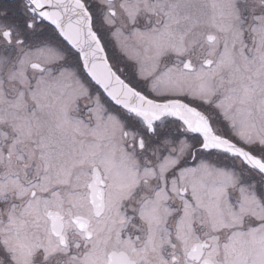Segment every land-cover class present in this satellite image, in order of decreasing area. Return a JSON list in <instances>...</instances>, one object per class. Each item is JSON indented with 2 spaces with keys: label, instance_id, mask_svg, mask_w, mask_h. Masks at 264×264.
I'll return each instance as SVG.
<instances>
[{
  "label": "snow or ice",
  "instance_id": "snow-or-ice-1",
  "mask_svg": "<svg viewBox=\"0 0 264 264\" xmlns=\"http://www.w3.org/2000/svg\"><path fill=\"white\" fill-rule=\"evenodd\" d=\"M0 264H264V0H0Z\"/></svg>",
  "mask_w": 264,
  "mask_h": 264
}]
</instances>
